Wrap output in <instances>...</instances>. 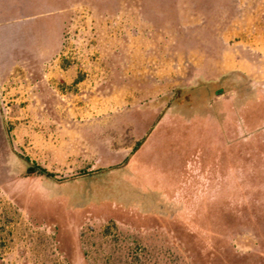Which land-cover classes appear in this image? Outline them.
Listing matches in <instances>:
<instances>
[{"label":"rangeland","instance_id":"obj_1","mask_svg":"<svg viewBox=\"0 0 264 264\" xmlns=\"http://www.w3.org/2000/svg\"><path fill=\"white\" fill-rule=\"evenodd\" d=\"M64 1L62 65L0 91V264H264V0Z\"/></svg>","mask_w":264,"mask_h":264},{"label":"crops","instance_id":"obj_2","mask_svg":"<svg viewBox=\"0 0 264 264\" xmlns=\"http://www.w3.org/2000/svg\"><path fill=\"white\" fill-rule=\"evenodd\" d=\"M68 8L64 0H0V91L25 94L46 82L64 42Z\"/></svg>","mask_w":264,"mask_h":264},{"label":"trees","instance_id":"obj_3","mask_svg":"<svg viewBox=\"0 0 264 264\" xmlns=\"http://www.w3.org/2000/svg\"><path fill=\"white\" fill-rule=\"evenodd\" d=\"M236 82V83H235ZM238 83V84H237ZM216 84V85H215ZM215 86V88H214ZM236 87V89L240 90L243 88V82H238L234 78H232V74H225L219 77V79L216 82L213 81H196L195 84L188 86V87H176L173 90V97L171 98V101L173 104L177 106H181L184 104H192L194 102L202 103L208 97H210L212 94H215L217 92H223L224 90ZM196 103V104H197ZM38 168V172L40 174H45L48 177H53V173L47 171L44 167L36 165ZM101 169H99L100 171ZM92 170L82 169L80 171V175L84 176H90L92 174Z\"/></svg>","mask_w":264,"mask_h":264},{"label":"water","instance_id":"obj_4","mask_svg":"<svg viewBox=\"0 0 264 264\" xmlns=\"http://www.w3.org/2000/svg\"><path fill=\"white\" fill-rule=\"evenodd\" d=\"M29 171H33V169L32 168H29Z\"/></svg>","mask_w":264,"mask_h":264}]
</instances>
